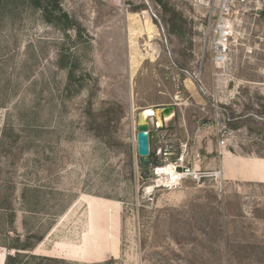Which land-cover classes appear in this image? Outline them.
<instances>
[{
	"label": "rangeland",
	"instance_id": "obj_1",
	"mask_svg": "<svg viewBox=\"0 0 264 264\" xmlns=\"http://www.w3.org/2000/svg\"><path fill=\"white\" fill-rule=\"evenodd\" d=\"M58 2L69 28L0 0V264L41 225L33 254L66 263L24 264H264V6L235 17L217 62L193 0ZM164 106L175 116L151 117L142 167L140 113ZM181 156L218 176L150 191Z\"/></svg>",
	"mask_w": 264,
	"mask_h": 264
},
{
	"label": "built area",
	"instance_id": "obj_2",
	"mask_svg": "<svg viewBox=\"0 0 264 264\" xmlns=\"http://www.w3.org/2000/svg\"><path fill=\"white\" fill-rule=\"evenodd\" d=\"M194 4L205 10L204 14V29H205V42H210L214 49V60L219 62L226 58L229 52V41L233 34L235 17L245 9H251L253 6H264V0H193ZM157 128H160L156 123ZM219 148L225 146V141L218 142ZM151 151V149H150ZM157 157L167 155V151L163 148H159L156 152ZM202 161L201 155L198 153L195 157V161ZM169 165L173 166V172L176 173L175 179L170 187L181 185L185 180L195 179L201 181V179L208 176H218L215 173H205L201 169H198L196 165L192 166L189 162H186L184 157H180L174 163ZM168 165V166H169ZM162 166H157L153 169L155 176H159V169ZM214 174V175H212ZM158 179H156L157 181ZM162 184L156 182V185Z\"/></svg>",
	"mask_w": 264,
	"mask_h": 264
},
{
	"label": "trees",
	"instance_id": "obj_3",
	"mask_svg": "<svg viewBox=\"0 0 264 264\" xmlns=\"http://www.w3.org/2000/svg\"><path fill=\"white\" fill-rule=\"evenodd\" d=\"M34 6L40 8L44 14V19L47 23L52 25L62 24L64 28L70 27V19L66 13L62 12V9L59 5L58 0H33ZM60 68H68V79L71 81L74 76V71L72 67H65L64 65H60ZM153 164V161H151ZM41 187L32 184L24 185L21 194V200L24 205L28 206L30 210H36L40 203V194H41ZM10 213L8 215L10 224L12 228L15 226L16 222V211L13 209V204L9 205ZM34 212V211H31ZM49 222L46 226L50 227L54 222V215H47ZM44 227L41 225L40 227H36L34 230L29 232V239H34L35 243H26L23 245H15L13 247H5L7 250L13 249L18 250L14 254L10 253L6 257L5 264H24V261L27 260H40V261H49L54 263H66L65 260L56 259L52 257H46L41 255L33 254L34 249L37 243H40L44 240L45 232L43 231ZM49 229V228H48ZM20 239V236L17 237ZM18 246V247H17ZM20 246V247H19ZM27 251V252H21Z\"/></svg>",
	"mask_w": 264,
	"mask_h": 264
},
{
	"label": "water",
	"instance_id": "obj_4",
	"mask_svg": "<svg viewBox=\"0 0 264 264\" xmlns=\"http://www.w3.org/2000/svg\"><path fill=\"white\" fill-rule=\"evenodd\" d=\"M164 125L169 123L175 116L174 106H164L160 109ZM150 123L140 121L137 125V154L138 160L142 167L151 165L150 153Z\"/></svg>",
	"mask_w": 264,
	"mask_h": 264
},
{
	"label": "bare ground",
	"instance_id": "obj_5",
	"mask_svg": "<svg viewBox=\"0 0 264 264\" xmlns=\"http://www.w3.org/2000/svg\"><path fill=\"white\" fill-rule=\"evenodd\" d=\"M160 113L161 112L159 110H155V113H154V109L148 108V109L142 110V112L140 113L141 116L140 115L139 116L141 117V122L142 121L150 122L151 117H153L157 121H161L162 125H164V121H163ZM158 125H161V124L158 123ZM254 170H255L256 174L259 175L260 177L264 175V166L261 162H257L254 165ZM226 171H227V169H226ZM159 173H160V175L157 176L158 177L157 182L162 183V184L156 185V181H155L153 184L154 187L153 186L149 187L150 191H153L154 188H159V187L169 188V186H171V184L174 182V181H172V179H175L176 173L173 172V166L172 165L162 166L159 169Z\"/></svg>",
	"mask_w": 264,
	"mask_h": 264
}]
</instances>
